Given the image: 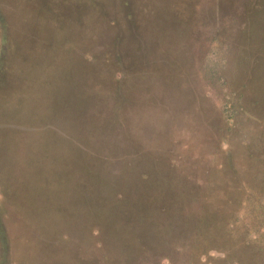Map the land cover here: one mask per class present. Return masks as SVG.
<instances>
[{
  "label": "rangeland",
  "instance_id": "374dc122",
  "mask_svg": "<svg viewBox=\"0 0 264 264\" xmlns=\"http://www.w3.org/2000/svg\"><path fill=\"white\" fill-rule=\"evenodd\" d=\"M0 264H264V0H0Z\"/></svg>",
  "mask_w": 264,
  "mask_h": 264
},
{
  "label": "trees",
  "instance_id": "16d2710c",
  "mask_svg": "<svg viewBox=\"0 0 264 264\" xmlns=\"http://www.w3.org/2000/svg\"><path fill=\"white\" fill-rule=\"evenodd\" d=\"M220 240H221V242H219V244H223V245H226V244H227V239H226V237L223 238V239H222V237H220ZM216 242H218V241H216ZM202 246H203V245H202Z\"/></svg>",
  "mask_w": 264,
  "mask_h": 264
}]
</instances>
